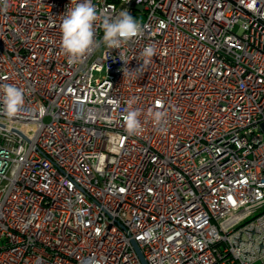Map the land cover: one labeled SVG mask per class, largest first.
Returning <instances> with one entry per match:
<instances>
[{
  "label": "built area",
  "instance_id": "built-area-1",
  "mask_svg": "<svg viewBox=\"0 0 264 264\" xmlns=\"http://www.w3.org/2000/svg\"><path fill=\"white\" fill-rule=\"evenodd\" d=\"M91 2L142 35L74 65L72 0L0 10V264H264V0Z\"/></svg>",
  "mask_w": 264,
  "mask_h": 264
},
{
  "label": "clouds",
  "instance_id": "clouds-1",
  "mask_svg": "<svg viewBox=\"0 0 264 264\" xmlns=\"http://www.w3.org/2000/svg\"><path fill=\"white\" fill-rule=\"evenodd\" d=\"M7 7V0H0ZM73 7H68L66 14L62 15L60 23L61 41L60 47L68 58L69 64L82 62L85 56L91 53L97 46L94 38L95 24L101 22L103 29V42L110 49H120L133 38L142 35V26L125 10H121L115 16H107L99 12L91 0H72ZM143 57V65L134 72H140L156 55V49L152 45L144 47L140 53ZM24 90L14 84H0V115L6 116L10 121L14 120L24 105ZM165 113L157 111L154 119L157 123L162 121ZM138 110H129L123 117L126 131L134 135L142 130Z\"/></svg>",
  "mask_w": 264,
  "mask_h": 264
},
{
  "label": "water",
  "instance_id": "water-1",
  "mask_svg": "<svg viewBox=\"0 0 264 264\" xmlns=\"http://www.w3.org/2000/svg\"><path fill=\"white\" fill-rule=\"evenodd\" d=\"M136 250H137V249H136ZM137 252H138V255L140 256L141 260L143 261L140 252H139L138 250H137Z\"/></svg>",
  "mask_w": 264,
  "mask_h": 264
}]
</instances>
